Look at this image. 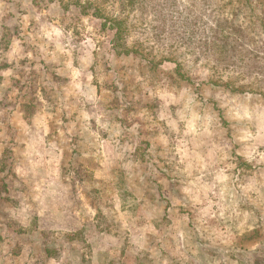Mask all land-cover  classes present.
<instances>
[{
    "label": "rangeland",
    "instance_id": "obj_1",
    "mask_svg": "<svg viewBox=\"0 0 264 264\" xmlns=\"http://www.w3.org/2000/svg\"><path fill=\"white\" fill-rule=\"evenodd\" d=\"M0 264H264V0H0Z\"/></svg>",
    "mask_w": 264,
    "mask_h": 264
},
{
    "label": "trees",
    "instance_id": "obj_2",
    "mask_svg": "<svg viewBox=\"0 0 264 264\" xmlns=\"http://www.w3.org/2000/svg\"><path fill=\"white\" fill-rule=\"evenodd\" d=\"M74 5L81 8V10L84 13L88 12V9H87L88 5L87 4H82L80 1H77L76 3H74ZM104 24L107 25L108 23L105 22ZM121 26H122V22L120 20H117V19L113 20L112 24H110V27L115 29L117 35H120V33H121L120 32Z\"/></svg>",
    "mask_w": 264,
    "mask_h": 264
}]
</instances>
